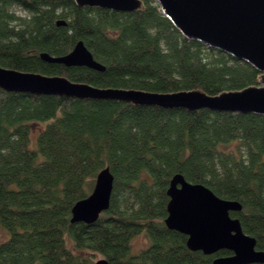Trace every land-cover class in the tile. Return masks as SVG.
I'll list each match as a JSON object with an SVG mask.
<instances>
[{
  "label": "trees",
  "instance_id": "obj_1",
  "mask_svg": "<svg viewBox=\"0 0 264 264\" xmlns=\"http://www.w3.org/2000/svg\"><path fill=\"white\" fill-rule=\"evenodd\" d=\"M80 41L104 72L41 59L66 56ZM0 66L155 93L217 96L261 86L249 64L184 38L155 0L134 13L80 8L75 0H0ZM106 167L115 178L109 210L92 226L72 224L73 207ZM178 174L240 202L231 216L264 251V116L0 89V232L8 233L0 264H94L96 255L110 264H212L232 255L192 252L186 236L166 227L167 191ZM142 233L150 245L132 254Z\"/></svg>",
  "mask_w": 264,
  "mask_h": 264
},
{
  "label": "water",
  "instance_id": "obj_2",
  "mask_svg": "<svg viewBox=\"0 0 264 264\" xmlns=\"http://www.w3.org/2000/svg\"><path fill=\"white\" fill-rule=\"evenodd\" d=\"M160 12L189 41L199 42L261 73V86L211 96L199 90L155 93L135 89L97 88L75 83L63 76L26 73L0 66V89L7 93L56 96L91 101H117L133 106L157 107L189 112L208 110L222 113L264 116V0H155ZM80 8H97L116 13L143 9V0H75ZM58 26H66L64 20ZM44 62L67 68L85 67L104 72L83 41L63 57L41 54ZM115 178L109 167L101 170L91 194L75 204L72 224L94 225L111 206ZM170 201L165 225L187 239L192 252L216 257L212 264H264V251L257 250L256 238L246 234L238 218L240 202L218 197L203 184H194L175 175L167 191ZM94 264H110L100 259Z\"/></svg>",
  "mask_w": 264,
  "mask_h": 264
},
{
  "label": "rangeland",
  "instance_id": "obj_3",
  "mask_svg": "<svg viewBox=\"0 0 264 264\" xmlns=\"http://www.w3.org/2000/svg\"><path fill=\"white\" fill-rule=\"evenodd\" d=\"M11 11L15 12V14L19 17H25L26 16L25 12L21 11L18 8H13V9H11ZM41 128H42L41 125H38V124L33 125V127H32L33 143H34V140H36V137L39 135ZM6 239H8V233H6V231H4V230H1V232H0V243ZM149 245H150V240L148 239V237H146L145 233H142V234L136 236L131 241L132 254H138L143 249H146ZM102 258L103 257L101 255H96V257L94 258V261L96 262Z\"/></svg>",
  "mask_w": 264,
  "mask_h": 264
}]
</instances>
